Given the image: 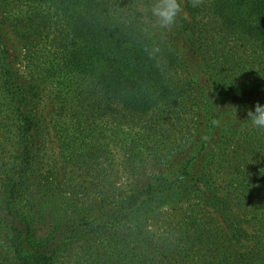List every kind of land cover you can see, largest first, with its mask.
Instances as JSON below:
<instances>
[{"label": "trees", "instance_id": "trees-1", "mask_svg": "<svg viewBox=\"0 0 264 264\" xmlns=\"http://www.w3.org/2000/svg\"><path fill=\"white\" fill-rule=\"evenodd\" d=\"M16 1L0 19V224L15 251L28 244V264H264V130L239 139L224 180L222 158L196 179L164 236L148 224L154 184L140 179L179 151L204 149L219 125L220 116L203 119L217 102L194 91L198 74L178 39L216 73L235 62L237 40L264 61V0H185L196 41L181 16L145 32L153 0ZM11 34L26 52L17 68ZM55 134L62 166L49 159ZM78 189L89 202L69 206Z\"/></svg>", "mask_w": 264, "mask_h": 264}, {"label": "rangeland", "instance_id": "rangeland-1", "mask_svg": "<svg viewBox=\"0 0 264 264\" xmlns=\"http://www.w3.org/2000/svg\"><path fill=\"white\" fill-rule=\"evenodd\" d=\"M16 0H0V19L4 15H8L7 7L11 5L16 6ZM182 3V15L189 33H191L193 40L196 41L197 31L193 26V17L186 6V1L181 0ZM22 7V6H21ZM10 13V12H9ZM10 15V14H9ZM9 32V29L6 30ZM12 46L14 50L12 52V61L14 67H20L26 63L25 49L23 44L17 36L11 34ZM46 39H40V43L43 45ZM178 49L182 56H184L188 62H193V72H197L198 75L194 79V91L202 95L206 93L210 96L213 102H217L215 111L210 110L206 106V110L203 115L204 121H214L219 118V125L217 127L209 126V133L206 136L207 144L204 147L202 142L195 144L192 149H186L179 151L171 156L164 165L149 168L146 173L140 178L141 185L154 184V188L150 190V199L153 200L148 206L151 217L148 220V224L155 229L159 228V235H165V227L169 221H174L175 217L184 213L189 208L187 205L188 199L193 195L194 182L200 175L207 173L215 165V161L218 158H222L225 164L219 168L221 179L227 177L228 162L233 159L234 155L239 151L238 143L242 136L254 137L257 133L263 130L257 129L251 125L247 120V111L253 109L257 102L264 104V61L257 57L256 51L253 46L247 40H237L234 45L236 52V60L233 64H225L220 67L219 72L214 71V61L210 60L207 63V69L202 67V64L198 61L196 55L193 53L188 44L182 39H178ZM231 45V46H232ZM231 49V50H232ZM209 69V70H208ZM212 70V71H210ZM189 71V70H188ZM211 73L215 74V78H212ZM189 75V74H188ZM193 76H190V79ZM217 79L218 82H214ZM223 93V94H221ZM225 93H229L230 98H238L236 105L232 107L228 102L224 103ZM207 105V103H204ZM225 105L227 106L226 108ZM217 111V112H216ZM206 127L194 128L195 134L202 137L205 134ZM232 134V135H230ZM229 136H233L230 140ZM52 150L50 152L49 159L56 160L54 164L62 166L61 148L59 140L56 134L53 137ZM234 154V155H233ZM241 152L237 153V155ZM118 158L122 159L123 155L120 154ZM189 165L187 171L186 167ZM242 168V167H241ZM184 172L187 174L184 175ZM183 176V178H181ZM118 187L125 188L123 181L116 183ZM167 186H171L169 190H166ZM143 187V186H142ZM148 187V186H147ZM163 191L158 196L153 197L157 191ZM78 196L72 199L69 197L71 205L83 206L89 202L87 190L78 189ZM28 200V199H27ZM25 201V206L21 211H28V201ZM19 210V209H18ZM59 212V211H58ZM93 217L89 216L86 222L92 223ZM72 224H70V230H72ZM28 229V222L21 225ZM73 234H69L68 237H72ZM0 264H28V255H31L28 251V244L23 249L20 256L14 248L13 242L9 236L8 228L3 227L0 224ZM59 264H66L65 261H60Z\"/></svg>", "mask_w": 264, "mask_h": 264}, {"label": "clouds", "instance_id": "clouds-1", "mask_svg": "<svg viewBox=\"0 0 264 264\" xmlns=\"http://www.w3.org/2000/svg\"><path fill=\"white\" fill-rule=\"evenodd\" d=\"M147 11L154 18L153 23L144 29L150 33L152 28L164 31L175 26L183 9L181 0H153ZM247 117L253 127L264 130V104L257 102L254 110L247 111Z\"/></svg>", "mask_w": 264, "mask_h": 264}]
</instances>
